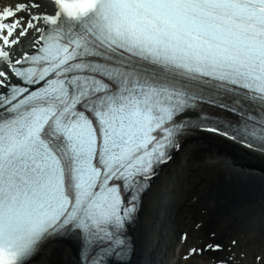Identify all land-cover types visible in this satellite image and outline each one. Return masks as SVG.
Here are the masks:
<instances>
[{"label": "snow or ice", "instance_id": "6c2138e0", "mask_svg": "<svg viewBox=\"0 0 264 264\" xmlns=\"http://www.w3.org/2000/svg\"><path fill=\"white\" fill-rule=\"evenodd\" d=\"M192 128L264 152V0L0 8V264H30L53 238L76 264H132L130 230ZM192 230L206 235L185 264L248 260L240 236Z\"/></svg>", "mask_w": 264, "mask_h": 264}, {"label": "bare ground", "instance_id": "6f19581e", "mask_svg": "<svg viewBox=\"0 0 264 264\" xmlns=\"http://www.w3.org/2000/svg\"><path fill=\"white\" fill-rule=\"evenodd\" d=\"M26 0H0V8ZM48 3L47 0H44ZM49 10L50 7H49ZM24 41L26 48L28 40ZM184 139L174 158L159 171L146 195L135 229L132 264H185L186 248L206 232H193L194 223L214 229L225 241L240 236L247 245L264 244V152L244 149L232 140L207 130ZM242 152L257 165H240L216 146ZM232 154V155H233ZM236 156V155H234ZM188 231L185 245L180 237ZM74 249L64 242L48 244L30 264H76ZM205 253L189 264H211ZM249 258L244 264H248Z\"/></svg>", "mask_w": 264, "mask_h": 264}, {"label": "rangeland", "instance_id": "374dc122", "mask_svg": "<svg viewBox=\"0 0 264 264\" xmlns=\"http://www.w3.org/2000/svg\"><path fill=\"white\" fill-rule=\"evenodd\" d=\"M245 251L249 253V262L248 264H252L253 261V254L259 253L260 251L264 250V244H260L259 246L255 245H247L244 247Z\"/></svg>", "mask_w": 264, "mask_h": 264}]
</instances>
